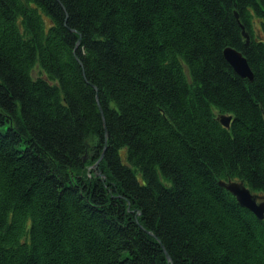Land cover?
I'll return each mask as SVG.
<instances>
[{"label":"trees","instance_id":"trees-1","mask_svg":"<svg viewBox=\"0 0 264 264\" xmlns=\"http://www.w3.org/2000/svg\"><path fill=\"white\" fill-rule=\"evenodd\" d=\"M231 179L264 195V0H0V264H264Z\"/></svg>","mask_w":264,"mask_h":264},{"label":"water","instance_id":"water-1","mask_svg":"<svg viewBox=\"0 0 264 264\" xmlns=\"http://www.w3.org/2000/svg\"><path fill=\"white\" fill-rule=\"evenodd\" d=\"M79 42L77 43V47L79 45ZM224 56L237 71V73H239L243 77H247L250 80H253V71L248 63L247 58L241 51L228 46L224 49ZM220 120L223 125L229 127L232 120V115L222 114L220 116ZM107 134L108 132H106V135ZM96 164H98V162ZM219 184L229 192H231L241 205L250 209L260 219H264V195L253 192L243 180H220ZM167 257L168 260L171 261V257L169 255H167Z\"/></svg>","mask_w":264,"mask_h":264},{"label":"rangeland","instance_id":"rangeland-1","mask_svg":"<svg viewBox=\"0 0 264 264\" xmlns=\"http://www.w3.org/2000/svg\"><path fill=\"white\" fill-rule=\"evenodd\" d=\"M33 74L35 76L39 75L40 74V68L39 67H36L35 70L33 71Z\"/></svg>","mask_w":264,"mask_h":264}]
</instances>
